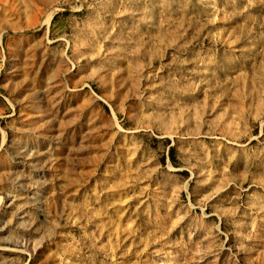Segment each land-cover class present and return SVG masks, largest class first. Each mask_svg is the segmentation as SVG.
Here are the masks:
<instances>
[{
  "label": "rangeland",
  "instance_id": "1",
  "mask_svg": "<svg viewBox=\"0 0 264 264\" xmlns=\"http://www.w3.org/2000/svg\"><path fill=\"white\" fill-rule=\"evenodd\" d=\"M0 264H264V0H0Z\"/></svg>",
  "mask_w": 264,
  "mask_h": 264
}]
</instances>
